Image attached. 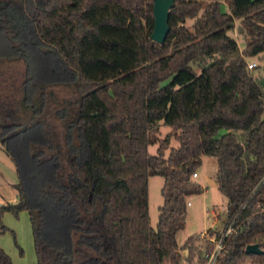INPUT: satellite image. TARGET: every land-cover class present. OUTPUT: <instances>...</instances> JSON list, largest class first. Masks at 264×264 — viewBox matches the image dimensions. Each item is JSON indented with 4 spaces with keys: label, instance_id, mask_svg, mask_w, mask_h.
I'll use <instances>...</instances> for the list:
<instances>
[{
    "label": "trees",
    "instance_id": "16d2710c",
    "mask_svg": "<svg viewBox=\"0 0 264 264\" xmlns=\"http://www.w3.org/2000/svg\"><path fill=\"white\" fill-rule=\"evenodd\" d=\"M236 21L242 52L229 35ZM154 22V0H0V38L19 53L30 43L55 56L79 93L65 121L68 173L58 175L57 154H30L39 170L56 171L32 173L33 190L19 166V201L0 206V217L29 212L37 264H181L176 236L187 198L202 192L192 178L204 156L217 158L226 219L236 229L218 264H264V253L245 252L255 243L264 251V76L255 74L264 70V0H175L163 44L151 39ZM257 57L262 64L250 70L248 58ZM29 105L36 120L26 129L0 122L18 165L12 138L29 135L30 150L34 128L43 127L44 101ZM160 125L179 142L168 156L171 134L159 139ZM154 175L164 178L156 228ZM0 264H12L1 247Z\"/></svg>",
    "mask_w": 264,
    "mask_h": 264
},
{
    "label": "rangeland",
    "instance_id": "374dc122",
    "mask_svg": "<svg viewBox=\"0 0 264 264\" xmlns=\"http://www.w3.org/2000/svg\"><path fill=\"white\" fill-rule=\"evenodd\" d=\"M40 3L43 8L45 3L39 1ZM222 10L228 11L225 4L222 5ZM193 22L194 20H187L186 24L191 25ZM229 35L237 40L239 50L242 52L246 46V41L243 34L240 33L239 21H236L235 27L229 31ZM0 40L4 42L0 46V122L5 124L18 123L21 126L15 131L24 130L32 125V120H36L32 118L29 104L32 103V100L38 104L41 99L44 101V111L40 116L43 127L34 128L31 149L29 150L26 145L31 138L29 135L23 137L20 133L21 135L17 134L12 138L11 145L14 147L19 165L7 153L0 140V206H3L15 204L17 203L16 200L19 201V191L16 188L20 182L19 166L22 178L33 190L36 182L27 180L32 173L41 171L46 175L48 172L57 170L58 175L60 173L62 178L68 173L65 121L76 110L79 93L73 76L59 68L55 56H44L30 43L25 50H21L23 53H19L10 47L7 41L1 38ZM248 60L249 62H256L257 65L262 64L260 57L248 58ZM197 70L200 72V68ZM256 72V75L264 76L262 68ZM35 82L39 84L38 87L32 86ZM26 83L27 88L25 90ZM63 109H66V112ZM163 127L167 130H164ZM24 132L27 133V131ZM173 133V128L164 125H160L159 131L156 133L161 140L171 134L169 143L164 148L166 156L170 153L171 147H178L179 145ZM158 145L154 144L149 147L151 154H157ZM42 151L45 152V156L40 157L42 160L57 154V164L61 165V168L56 169V165L46 164L39 170L34 166L30 154L38 156ZM217 172V158L204 156L201 166L197 169V177L192 178V183L201 186L202 192L187 198V203L190 204L187 205L184 227L179 230L176 236L181 263L184 259H195L204 252V247L208 242L207 238H201L203 234L211 236L224 226L227 218L228 198L219 190ZM40 178L38 179L40 180ZM163 186L164 178L162 176L149 177V215L150 224L153 228L157 227L159 208L164 203ZM213 210L216 211L215 218L209 213ZM2 226L6 228L4 232L1 231ZM0 247L8 254L12 264H37L32 224L27 210H22L17 214L6 211L0 217ZM240 264L261 263L247 259Z\"/></svg>",
    "mask_w": 264,
    "mask_h": 264
},
{
    "label": "built area",
    "instance_id": "2783aa9c",
    "mask_svg": "<svg viewBox=\"0 0 264 264\" xmlns=\"http://www.w3.org/2000/svg\"><path fill=\"white\" fill-rule=\"evenodd\" d=\"M257 66L256 62H249L248 68L253 70ZM197 177V172L193 174ZM264 181V177L261 182ZM190 203H188L189 205ZM212 216L216 217V211H210ZM234 219L225 220L221 230L214 232L211 236L203 234L201 238H207V244L204 247V252L195 259H184L181 264H218L220 257L223 255L226 243L229 238L235 233Z\"/></svg>",
    "mask_w": 264,
    "mask_h": 264
},
{
    "label": "water",
    "instance_id": "95a60500",
    "mask_svg": "<svg viewBox=\"0 0 264 264\" xmlns=\"http://www.w3.org/2000/svg\"><path fill=\"white\" fill-rule=\"evenodd\" d=\"M175 0H154V29L151 39L163 44L170 32L169 13L174 6ZM247 254H263L264 251L258 243L249 244L245 248Z\"/></svg>",
    "mask_w": 264,
    "mask_h": 264
},
{
    "label": "crops",
    "instance_id": "0c3cea01",
    "mask_svg": "<svg viewBox=\"0 0 264 264\" xmlns=\"http://www.w3.org/2000/svg\"><path fill=\"white\" fill-rule=\"evenodd\" d=\"M163 129H164V130H167V129H165L164 127H163ZM16 202H18V200H16Z\"/></svg>",
    "mask_w": 264,
    "mask_h": 264
}]
</instances>
